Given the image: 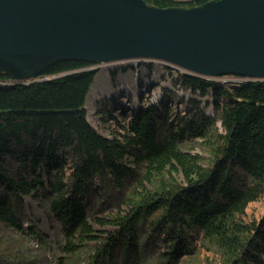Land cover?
Returning <instances> with one entry per match:
<instances>
[{
	"label": "trees",
	"instance_id": "trees-1",
	"mask_svg": "<svg viewBox=\"0 0 264 264\" xmlns=\"http://www.w3.org/2000/svg\"><path fill=\"white\" fill-rule=\"evenodd\" d=\"M158 8H194L212 0H145ZM144 64V63H143ZM142 64V65H143ZM91 62L65 61L45 69L30 85L0 76V223L20 229L15 204L26 198L50 202L54 218L62 224L66 246L76 254L87 241L97 240L83 201L95 180L125 187L135 172L125 164L146 170V180L163 176L154 191L130 199V211L113 223L102 256L113 257L118 247L126 258H139L137 227L153 219L151 232L163 237L167 264L193 253L199 235L212 241L227 264H264V218L248 226L240 218L264 197V83H218L182 74L179 84L192 94L211 97L223 135L209 168L200 158L184 152L185 130L196 137L204 133L187 126L170 131L162 126L158 109L142 107L131 112L125 134L112 140L88 121L87 99L98 71ZM169 70L173 68L168 67ZM175 70V69H173ZM211 122L208 117L202 119ZM211 128L216 125L213 121ZM169 134L166 135L165 133ZM17 159L26 172L14 179L7 168ZM72 164L70 178L65 169ZM181 172L184 183L165 182V175ZM153 176V177H152ZM68 179V180H67ZM81 243V245H76Z\"/></svg>",
	"mask_w": 264,
	"mask_h": 264
},
{
	"label": "water",
	"instance_id": "water-1",
	"mask_svg": "<svg viewBox=\"0 0 264 264\" xmlns=\"http://www.w3.org/2000/svg\"><path fill=\"white\" fill-rule=\"evenodd\" d=\"M65 61L158 63L264 83V0L162 9L145 0H0V76L30 85Z\"/></svg>",
	"mask_w": 264,
	"mask_h": 264
},
{
	"label": "rangeland",
	"instance_id": "rangeland-1",
	"mask_svg": "<svg viewBox=\"0 0 264 264\" xmlns=\"http://www.w3.org/2000/svg\"><path fill=\"white\" fill-rule=\"evenodd\" d=\"M123 64L103 68L93 65L91 70L98 71L95 83L87 99L86 110L88 121L102 136L113 139L125 134L124 127L130 121L133 110L142 107H154L162 114V126L170 124V131H181L191 126L192 130L199 127L205 137H196L185 130V139L181 149L200 158V165L209 168L214 158V150L219 145L217 135H223L221 122L218 120L211 97H201L186 91L178 79L183 74L180 70H169L158 63ZM240 78L225 77L218 83H228L233 87ZM211 122L205 123L203 117ZM216 121L214 127H210ZM165 133V132H164ZM166 135H169L165 133ZM135 172V179L127 178L125 187L119 188L109 180H95L89 186V194L83 201L87 207L90 221L96 231L97 240L85 242L76 254L63 251L66 246L62 224L52 213L50 202L44 198H23L15 204L20 229L0 223V264H167L162 257L168 252L163 237L153 236L151 224L153 219L139 224L136 228L139 258H126L125 253L115 247L114 256L109 252L102 256L105 245L110 237L117 234L113 223L119 217H126L130 211V199L140 193V182L143 188L154 191L159 186V178L145 181L146 170L139 171L135 164H125ZM10 175L19 180L25 177L22 164L16 159L7 161ZM72 164L65 169L70 178ZM153 177V176H152ZM165 182L180 185L184 183L181 172H173L164 176ZM68 180V179H67ZM264 218V197L252 203L241 222L252 226L259 224ZM81 245V243H76ZM193 253L179 257L171 264H227L223 252L215 244L199 235L193 245Z\"/></svg>",
	"mask_w": 264,
	"mask_h": 264
},
{
	"label": "bare ground",
	"instance_id": "bare-ground-1",
	"mask_svg": "<svg viewBox=\"0 0 264 264\" xmlns=\"http://www.w3.org/2000/svg\"><path fill=\"white\" fill-rule=\"evenodd\" d=\"M235 78V77H234Z\"/></svg>",
	"mask_w": 264,
	"mask_h": 264
}]
</instances>
